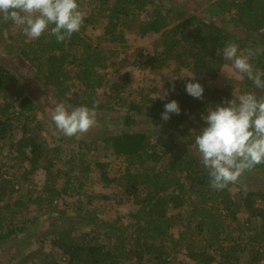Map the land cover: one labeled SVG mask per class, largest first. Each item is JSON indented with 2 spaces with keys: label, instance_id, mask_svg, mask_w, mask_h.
Returning a JSON list of instances; mask_svg holds the SVG:
<instances>
[{
  "label": "trees",
  "instance_id": "1",
  "mask_svg": "<svg viewBox=\"0 0 264 264\" xmlns=\"http://www.w3.org/2000/svg\"><path fill=\"white\" fill-rule=\"evenodd\" d=\"M205 1L209 5L204 15L182 10L175 15L159 0H78L85 21L70 39L57 42L45 34L28 42L20 32L25 38L21 57L65 103L74 108L98 103L96 112L126 109L117 121L127 130L102 140L115 162L124 160L125 168L118 175L111 162H89L81 152L63 155L61 131L25 95L14 72L0 64V248L20 241L30 226L54 216L59 202L69 198L67 208L90 233L75 236L77 224L52 232L51 244L67 264H264V190H244L239 182L213 190L200 158L182 147L186 141L193 144L207 126L202 117L208 110L232 100L234 93L264 96L248 79L217 83L221 69L230 63L223 58L229 42L237 43L241 52L256 50L251 62L264 70V0ZM97 30L101 34L93 37ZM130 34L159 39L151 51H130ZM130 57L134 61L125 63ZM132 70L163 76L167 98L157 97L152 87L138 102L124 100ZM192 76L205 89L202 99L185 91ZM102 89L109 91V101L99 99ZM172 100L181 113L165 122L164 105ZM144 115L156 132L133 131ZM98 142L80 141L79 148L90 144L95 154ZM5 150L16 155L11 167L2 163ZM252 172L264 175V164L245 173ZM41 173L43 181L37 184L34 177ZM94 181L117 187L121 197L94 200L111 202L114 196L118 205L132 203L136 211L105 221L107 211L91 199ZM38 262L57 264L42 249L27 254L20 264Z\"/></svg>",
  "mask_w": 264,
  "mask_h": 264
},
{
  "label": "clouds",
  "instance_id": "2",
  "mask_svg": "<svg viewBox=\"0 0 264 264\" xmlns=\"http://www.w3.org/2000/svg\"><path fill=\"white\" fill-rule=\"evenodd\" d=\"M8 21L21 27L29 40L48 34L57 42H64L81 30L85 13L78 0H0V22ZM256 54L253 49L241 52L235 42L227 43L223 48V58L230 62L227 65L229 70L222 68V75L230 78L232 70H235L252 81L257 89L264 90V70L251 62ZM194 80L195 76L189 77L185 91L193 98L202 99L205 89ZM174 90L175 85L172 87ZM168 94L165 90L159 98H166ZM97 107L98 103L91 108H73L60 102L54 106L51 119L65 136L80 139L97 124ZM180 113L179 103L172 100L164 105L161 119L166 122L172 114ZM202 118L207 126L195 136L189 149L199 154L213 190L227 188L246 171L264 164V96H257L254 92L234 93L232 100L210 108Z\"/></svg>",
  "mask_w": 264,
  "mask_h": 264
},
{
  "label": "rangeland",
  "instance_id": "3",
  "mask_svg": "<svg viewBox=\"0 0 264 264\" xmlns=\"http://www.w3.org/2000/svg\"><path fill=\"white\" fill-rule=\"evenodd\" d=\"M85 1L87 0H84V2ZM159 1L164 2V5H167L168 7H172L173 12H175V15L178 14V10L186 11L187 14L195 13L204 15V11L206 10L205 7H208L209 5V3H207L205 0ZM83 12L86 15V11ZM21 31L22 28L16 26L11 21H8L7 23L0 22V64L6 66L14 72L15 76L25 87V95L29 96L31 99H33V101L38 103L40 108L45 113L43 114L48 115L47 117L51 119L54 106L57 103L65 102L57 95V91L44 79L42 73L36 70L35 67H33L27 60L25 61L24 58L21 57L19 48H21L22 42H25L23 34L20 33ZM94 33L95 34H93V37H96V35L101 34V31L97 30ZM158 39L159 36L156 35L139 37L135 36V34H130L127 36L128 43L131 47L130 51L142 48L149 49L151 51L152 49H154L153 46L158 42ZM27 41L29 42L30 40L28 39ZM133 61L134 57H130V60L126 61L125 63ZM227 65L223 67L226 71L229 70L227 68ZM132 73L134 79L132 80L128 88H126L127 91L124 92V100L129 98L127 100H135V102H138L141 99L140 96L147 94L149 89L152 87L156 88L157 97H159L160 94L166 90L165 83L163 82V76L152 75L149 73V71L140 70H132ZM230 79L243 82L244 79H247V77L245 75L237 73L235 70H232L231 77L227 78L226 76L222 75L220 71V73L218 74L217 83L221 85L229 81ZM110 81H112V78ZM240 85L237 86L238 90L240 89ZM108 92L109 91L107 89H102L98 91L97 95L101 101L104 100L106 102L110 100V93ZM65 104L69 105L67 103ZM124 112H126L125 108H122L121 111L116 113L112 111L97 112V124L88 133L83 134L80 139H76L75 137L69 138L61 132L62 135L59 136L60 138H63L62 144L64 145L65 149L63 155H66L67 158H70V156L75 155L74 153L81 152V154L84 155L85 159L89 162L92 161L93 158H97L101 162H111V166L115 169L114 172L120 175L123 172V169L125 168L124 160L121 159L118 162H115V156L111 155L102 140L108 138L111 135L119 134L121 131L127 130L124 129L121 123L117 121L118 118L123 116ZM47 120L44 121V125H46L45 129L47 134L50 135L51 128H49V124L47 125ZM149 121L150 118L148 116H139L140 125L136 126L133 131L135 132L148 128L150 130V133L156 132L155 129L151 128V126L147 124ZM97 140L99 142L95 144L97 148V152H95V154L92 153V150L90 149V144L83 147V149L79 148L80 141H87L91 143L92 141L96 142ZM184 143L185 144H182V147L186 148V150L191 152L196 158H200L198 153L189 149V146L192 144L191 141H186ZM14 156L16 155H11L9 152H7V150H5L4 155L2 157V163H4L5 166L8 167L13 166L16 161L11 159V157ZM7 170L8 169H5V171ZM42 173L34 177L35 182L37 181L39 184H41V182L43 181ZM237 182H239L238 184H242L244 186V190H264V175H257L256 172H252L249 174L244 173L243 176ZM93 185L94 186L91 187L89 190L91 193V199L96 205V208H100L101 210L107 211L108 214L103 215V219L105 221L112 222L116 219V217H124L128 215L129 212L136 211L137 208L136 206H133L132 203L118 205L116 203L117 201L114 199V196L112 197L111 202H97L93 199V197L111 196L116 194L118 195V188L115 186L106 187L98 181H94ZM58 186H62L61 181L58 183ZM240 189L241 188H237L234 191L233 195L236 196ZM117 199H119L120 201L121 197H119L118 195ZM71 201L72 199L69 198L60 201V211L58 213H56L52 217H49V219L39 220L36 225L30 226L28 228V231L23 234L24 236L21 238L20 241H15L0 248V264H20V262H22V260L26 257L27 254L32 251H38L39 249H42L45 253L51 254L52 258L56 261L57 264H67V262L61 257L60 251L53 248L51 244L52 240L54 239V234L52 232H63L65 230H69L77 224V227H75V229L73 230V234L75 236L81 235L84 232L90 233L89 229L76 223L80 221H78L77 217L74 215L72 210L70 208H67V205L70 204ZM241 218L244 219L245 217L241 216ZM32 237H36V239L31 240ZM40 262H38V264H42Z\"/></svg>",
  "mask_w": 264,
  "mask_h": 264
}]
</instances>
